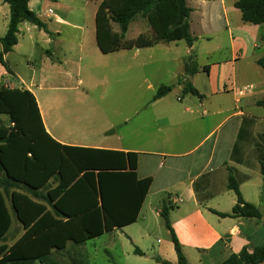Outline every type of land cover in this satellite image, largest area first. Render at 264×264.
Masks as SVG:
<instances>
[{"label":"crops","instance_id":"1","mask_svg":"<svg viewBox=\"0 0 264 264\" xmlns=\"http://www.w3.org/2000/svg\"><path fill=\"white\" fill-rule=\"evenodd\" d=\"M186 2L191 9L190 34L193 38L192 46H188L189 52L195 50L194 44L199 40L211 39L226 29L230 40L228 54L224 59L209 65L200 67L195 65L196 71L191 70V74L185 71L182 73L181 77H186L196 90L197 94L191 95L197 101L188 99V106L181 109L171 106L167 108L162 118L156 119L163 121L155 131L162 136L160 138L162 146L157 145V151L112 146L105 144L107 141H98L94 138L83 137V142L74 139L71 134L59 132L54 123L50 121L46 123L48 112L41 109L35 98L44 129L57 143L137 153V177L139 179L149 177L152 180L134 223L104 232L82 245L67 242L63 250L52 251L55 264H87L85 246L89 242H101L104 236L109 240L102 241L99 248L107 255L112 251L123 256V250L128 246V251L134 256L152 261L155 259V264H160L156 262L157 258L176 264V254L174 250L171 253V247H167L165 252L159 250L148 255L139 248L141 243L150 238V219L156 220L161 217L160 213L165 207L168 208L171 229L189 264H213L214 260L220 262L228 253L237 254L243 248H248L251 252L264 241L262 220L221 218L214 213L229 214L235 204V195L227 188L230 169L239 183L243 200L257 207L264 216V176L260 173L262 157L264 161V106L261 104L264 101V74L256 63L260 58H264V43L259 39L264 27L260 29L256 25L243 24L239 11L233 5L234 0H186ZM28 8L37 15L47 31L23 22L18 27L17 37L23 30L31 33L32 29H37L42 38H47L44 39L47 43H52L51 36L55 33L61 36V29L82 31V28L71 20L75 10L63 0H30ZM8 16L9 6L0 0V39L6 33ZM20 47L21 42L18 39L17 45L4 56L10 72L0 66V85L6 82L13 84V79H16L21 85L18 88L27 89L34 95L33 86L44 88L42 85L52 80L53 76L68 77L69 70H65L63 66L76 71V75L79 73L75 70L76 65L73 61L63 56L62 66L60 60L46 51V56L40 58L38 66H32L30 84L26 85L16 72V66L11 65L8 60V55ZM221 50V46H218L206 54ZM190 57L193 62L198 56L190 54ZM245 85H251L253 90L236 103L231 87ZM166 97L167 94L155 102H160ZM176 100L182 103L185 98L177 97ZM192 107L202 110L198 112L196 109L193 112L190 110ZM225 126L226 130L216 136ZM150 158L154 161L159 159V170L165 167L159 176L147 168ZM161 159L163 163L160 162ZM249 186H253L251 193L254 192V198L246 194L249 192ZM7 205L10 207L8 201ZM132 212V208L127 209L123 217L128 218ZM11 220L10 233L4 240L6 244L14 220L21 227L12 212ZM137 224H140L139 227L133 229ZM117 232L121 238H125L124 241L120 240ZM22 233L21 227V235ZM155 254L157 256H154ZM65 259L70 263H66Z\"/></svg>","mask_w":264,"mask_h":264},{"label":"trees","instance_id":"2","mask_svg":"<svg viewBox=\"0 0 264 264\" xmlns=\"http://www.w3.org/2000/svg\"><path fill=\"white\" fill-rule=\"evenodd\" d=\"M29 1L2 0L9 6V16L6 33L0 39V66L7 72L4 56L18 43L19 25L28 22L47 31L29 10ZM233 5L243 24L264 27V0H234ZM190 15L186 0H102L94 18L96 46L104 55L149 48L161 42L184 41L191 47ZM138 16L146 19L154 38L139 35L125 41L129 24ZM113 25L118 26V32ZM259 39L264 43V30ZM256 63L264 74V58ZM191 70L196 71L194 67L185 69L187 74ZM184 88L185 92L197 94L190 83ZM170 90L168 86L160 87L153 101ZM261 104L264 106V101ZM0 116L8 119V126H0V264H55L52 251L63 250L67 242L82 245L136 221L152 182L149 177H137V153L57 143L46 133L36 99L27 89L0 87ZM260 173L264 176L263 157ZM238 184L229 169L227 188L235 195V204L229 214L214 213L221 218L264 223L260 210L243 200ZM131 208L133 212L124 218L125 211ZM11 212L23 233L8 245L4 240L10 233ZM167 214L165 207L160 216L169 231L176 264H189ZM156 262L172 264L160 258ZM262 263L264 241L251 252L243 248L237 254L228 253L217 264Z\"/></svg>","mask_w":264,"mask_h":264},{"label":"rangeland","instance_id":"3","mask_svg":"<svg viewBox=\"0 0 264 264\" xmlns=\"http://www.w3.org/2000/svg\"><path fill=\"white\" fill-rule=\"evenodd\" d=\"M63 1L75 10L71 20L78 24L82 31L61 29V36L55 33L51 36L52 43H47V38H42L39 30L32 29L31 33L23 30L18 36L21 47L8 55L9 63L16 66V72L26 85L30 84L32 66H38L40 58L46 56V51L60 60L62 66L63 56L75 63L78 75L70 67L63 66L65 70H69L68 77L53 76L52 80L42 85L44 88L37 85L32 87L41 109L48 112L46 123H54L59 132L71 134L72 138L80 141L87 137L107 141L105 144L112 146L157 151L156 146H162V136L155 131L163 121L156 119L162 118L171 106L181 109L188 106V99L197 101L188 91L185 92L184 87L189 82L186 77H181L182 73L195 65L200 67L224 59L229 48L228 32L223 29L211 39L199 40L194 44L195 50L192 53L184 41H179L161 42L137 52L131 49L104 55L96 46L94 22L97 7L102 0ZM29 27L32 28L31 25ZM113 30L118 32V26L113 25ZM139 35L148 39L154 38L146 19L138 16L129 24L125 41L135 39ZM218 46L222 48L220 52L206 54ZM190 54H197L198 57L192 62ZM12 82L13 84L2 83L0 87L17 89L21 86L16 79ZM162 86L170 87V92L164 100L153 101ZM177 97L185 98V101L177 102ZM230 103L228 104L232 106V101ZM196 109L192 107L190 110L195 112ZM197 110L200 112L202 109ZM0 126H8L7 117L0 116ZM224 130L226 126L216 136ZM153 161L150 158L147 168L159 176L165 167L159 170V159ZM160 162L163 163V159ZM252 187L249 186V192L246 194L254 198ZM139 225L133 226V229ZM118 233L116 234L119 235ZM149 233L150 238L139 245L143 252L147 255L159 250L165 252L167 247H171V253L174 252L161 217L150 219ZM20 235L21 227L14 220L11 235L7 237L8 245ZM119 238L125 239L120 235ZM108 240L105 236L102 238V241ZM101 242H89L85 246L87 264H155V259L152 261L134 256L128 251V246L123 250V256L112 251L107 255L99 248ZM218 261L214 260L213 264ZM65 262L70 263L68 259H65Z\"/></svg>","mask_w":264,"mask_h":264},{"label":"built area","instance_id":"4","mask_svg":"<svg viewBox=\"0 0 264 264\" xmlns=\"http://www.w3.org/2000/svg\"><path fill=\"white\" fill-rule=\"evenodd\" d=\"M8 83V82H6ZM5 84V83H4ZM11 89V88H9ZM253 90V87L251 85H245V86H232L231 91L234 93L235 101L238 103L239 99L245 97L246 95L250 94Z\"/></svg>","mask_w":264,"mask_h":264}]
</instances>
